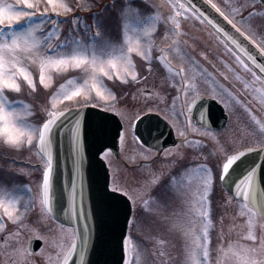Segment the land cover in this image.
<instances>
[{
	"label": "snow or ice",
	"instance_id": "snow-or-ice-1",
	"mask_svg": "<svg viewBox=\"0 0 264 264\" xmlns=\"http://www.w3.org/2000/svg\"><path fill=\"white\" fill-rule=\"evenodd\" d=\"M206 2L217 12H221L213 0H206ZM257 2L264 5V0H252L250 4L246 3L240 7H252L253 14H257L255 9ZM132 3L133 0H121L119 8L115 3L110 6L116 12L117 20L120 22L121 39L117 42L104 27V18L100 17L99 13H93L97 25L95 31H92L91 25L88 24H84L81 28V18L77 16L72 18L76 27L70 28L61 39L63 30L59 25L63 21L60 17L67 16L73 11V7L67 0H16L15 3L0 0V144L16 152L35 149L39 157L37 166L40 171L38 195L32 193L30 185L0 181V233L4 234L0 236V249L9 257L6 264H37V261L31 259V241L28 242V246H25L23 236L26 230L37 232L38 226H43L49 216L56 215L55 145L57 137L61 141L67 140L75 165L74 178L70 183L65 184L68 206L63 210V214L69 219L78 220L80 215H87L84 206L82 174L85 157L82 155V149L89 119L94 135L101 142L97 155L104 160H108L112 153V149L107 148L105 143L110 132L111 119L106 115L107 113H112L119 118L116 124V136L121 145L125 141V134L130 131L133 142L140 149L138 153L127 158L129 163L135 164L137 157H141L144 163L151 164L160 154L165 158L174 157L173 164L183 158V153L178 152L180 145H174L172 149L159 147L163 131L159 130L158 124L150 121L144 123L147 114L151 112L158 113L164 121L175 128L178 136L183 138L184 144L203 146L206 143L203 139H189V134L194 133L214 141L216 145L211 152L214 160L196 166L201 173L197 187L199 199L196 201L199 205L197 217L201 223L199 232L195 228L185 230L175 221L170 225L171 229L181 230L186 237L182 264H212L209 226L213 224V220L210 197L217 181L234 186L232 195L225 199L226 202L231 203L233 197L237 198L239 215L246 218L247 239L252 242L250 244L234 242L227 248L222 246L219 249L217 264H225L229 253L235 264H264V235L256 234L257 218L264 219V184L258 182V174L259 178L264 180V119L258 117L253 109L230 89L217 84L220 91L213 88L210 94L226 110H229L230 104L233 103L243 107L249 116L252 134L258 137L252 142L254 146L237 141H232L231 146L227 148L221 144L219 135L212 130L211 123L205 118L203 105L200 104L202 100L200 83L196 76H186L183 68L171 65L166 55L172 50L171 47L161 48L160 55L153 57L152 36L157 28L146 23L153 17L142 15V10L139 7L133 9ZM141 3L147 4L148 0H141ZM84 6L90 7V5ZM150 6L153 9L160 7L155 4ZM167 6L170 9L169 15L160 18L165 23L171 22V33L175 37L172 43L177 52H180L181 36L187 35L182 30V20L190 18L194 21L207 22L257 68L259 74L252 72L253 80L264 84V63L257 64L256 57L234 35H230L219 23L210 20L192 0H167ZM75 7L80 8L81 5L76 4ZM51 13H55V17L50 15ZM129 13L133 15L129 16ZM221 14L223 15V12ZM259 14L264 15V10ZM229 22L234 23L231 20ZM132 24L137 26L135 37L129 34ZM237 31L242 32V35L251 41L261 54H264V47L257 42L253 34L239 27ZM165 38H168L167 32ZM200 55L207 59L206 53L202 52ZM135 56L141 58L143 65L141 70H138ZM190 59L193 63H197L194 57ZM154 61L162 62L173 74V78L167 85L171 92L164 89L138 88L136 92L130 94L131 106L126 104L118 107L117 96L113 88H109L105 81L118 80L123 85H138L146 82L148 76L143 75L142 71L150 74ZM237 62L243 69L252 71L245 59L238 56ZM74 71L79 75H69L54 90L47 91L52 89L57 75L63 76ZM202 73H207V69H202ZM207 75L210 77L211 73ZM245 87H249L247 82ZM259 93L258 103L261 109H264V87L259 89ZM25 94L44 103L39 106L28 103L22 98ZM224 96H227V99ZM64 101H74L75 107L65 105L60 108L58 105ZM151 101L155 103H150ZM161 104L165 108L162 109ZM89 106L103 111L86 118L85 109ZM197 106L201 108L200 122L203 127L193 124L191 118ZM140 124H144V130L138 135ZM154 128L158 130L156 135H153ZM142 137L146 138L142 139ZM218 153L222 154V158H215ZM252 153H259L262 162L256 163L253 160L246 167H241L245 158ZM148 171L152 175L150 183L159 184L160 177L151 169ZM172 179L169 177L170 182ZM77 181H79V187ZM21 192L28 194V199L23 205V212L21 211L23 196L18 194ZM115 194H122L133 205H137L136 190L118 183L113 176L110 183L105 182L103 185L102 196L112 198ZM139 199V207L151 211L147 208L148 201L142 197ZM166 206L165 202L162 207ZM33 209H37L36 219L28 222ZM4 217L11 222V229L4 221ZM159 218L169 219L163 214ZM133 219L139 223L137 217L134 216ZM88 227L85 224V228ZM48 231L52 232L51 229ZM89 238L82 236L75 223L70 227L60 225L59 231L52 232L50 236V247L55 250V259L49 253L46 264H75L73 258L77 255L81 264H84ZM131 239L130 224L127 238H122V249L126 256L129 254ZM159 243L163 246L166 241L160 240ZM133 251L137 249L134 247ZM122 259L123 264H134L131 258Z\"/></svg>",
	"mask_w": 264,
	"mask_h": 264
},
{
	"label": "rangeland",
	"instance_id": "rangeland-1",
	"mask_svg": "<svg viewBox=\"0 0 264 264\" xmlns=\"http://www.w3.org/2000/svg\"><path fill=\"white\" fill-rule=\"evenodd\" d=\"M6 2L15 3L16 0H6ZM67 2L73 7V11L68 13L67 16L60 17V20L63 21L59 25L63 30L61 39H63V35L67 34L70 28L76 27L72 18L77 16L81 18V28L84 24H88L91 25L92 31H95L97 25L93 13H99L100 17L104 18V27L107 29L108 33L113 39L119 42L121 39L120 22L117 20L116 12L113 11L110 6L115 3L116 7L119 8L121 0H67ZM251 2L252 0H239L238 3L230 0H213V3L219 6L221 11L231 21H234L241 30L253 34L257 42L261 43V46L264 47V15L259 14L264 10V6L258 2L255 4L257 14H253L252 7H240L241 5L246 3L250 4ZM76 4H80L81 7L76 8ZM152 4L160 5V7L158 9H153L150 6ZM84 5H90V7H85ZM137 7L142 10V15L153 17L151 20L146 21V23L157 28V31L152 36L153 57L160 55L161 48L171 47L172 50L166 53L171 65L173 67L183 68L186 76H196L200 83L202 96L215 99L214 96L210 94L212 89L215 88L216 91H220L217 84L224 85L252 108L258 117L264 119V109H261L258 103L260 95L259 89L264 87V85L259 81H254L252 73L243 69L237 62V57L233 54V57H231L233 61L226 57L221 58L219 56L222 49L225 51L226 49L223 43L217 39L202 21H194L190 18L182 20V30L187 33V35L181 36L180 52H177L172 43L175 37L171 33V22L165 23L164 20L160 18L167 17L170 13L167 0H148L147 4L141 3V0H133L132 8L135 9ZM234 9L238 11L234 12ZM50 15L55 17L56 14L51 13ZM132 15V13H129V16ZM136 27L135 24L131 26L129 34L133 35V37L136 35ZM166 32L168 33L167 39L165 38ZM88 35H91V33H88ZM202 52L207 54V59L200 55ZM227 55L230 56L229 54ZM190 57H194L197 63H193ZM134 59L137 62L138 70H141L143 68L141 58L135 56ZM202 69H207V73H211V76L209 77L207 73H202ZM142 74L148 76V80L138 85H123L122 82L118 80L105 81L109 88H113L119 101L118 107H123L126 104L131 106L132 101L130 100V94L136 92L138 88L164 89L171 92V89L168 88L167 85L173 78V74L168 71V68L163 65L162 62L154 61L152 72L149 74L147 71H142ZM69 75L78 76L79 73L74 71L70 74H64L63 76L57 75L52 89L47 91L50 92L54 90L57 85L62 83L64 79H67ZM176 79H178V77H176ZM246 82L249 84L247 88L245 87ZM22 98L28 103H33L37 106L44 103V101L30 97L27 94ZM224 98L227 99V96H224ZM150 103H155V101H151ZM65 105L75 107L74 101H64L58 106L63 108ZM160 107L162 109L165 108L163 104H161ZM226 111L229 115L227 126L222 129H212L219 135L220 143L224 144L226 148L231 146L232 141L254 146L252 142L258 139V137L252 134V125L244 108L233 103L230 104V109ZM192 121L193 124L203 127L202 124L196 123L193 119ZM173 129L177 140L181 142L180 145L183 151V158L173 164L172 161L175 158L170 157L163 163L165 165L159 169L160 174L158 173L160 177L159 184L151 185L148 178L145 177V175L149 173V169L159 165V158H156L151 164L144 163L141 157H137L135 164L128 162L127 158L129 156L140 151L138 145L133 142L130 131L125 134L123 145H121L119 141L120 154L124 160L122 161L120 158L116 157L113 152L109 159L105 160L108 167L109 164H111L109 170L111 175L115 176V178H119L121 175L128 173L129 169L127 168V164L137 172L136 176L133 178L139 190L137 192L138 199L137 205H134L133 216L130 221L132 239L129 240V254L126 256V259L131 258L134 264H182L185 256L186 237L181 230L171 229L170 225L175 221L181 224L185 230L195 228V230L199 232L201 228V223L197 217L199 205L196 203L199 199L197 187L200 183L201 173L196 166L214 160L211 152L216 145L214 141L197 136L194 133L189 134V139H203L206 143L203 146L184 144L182 142L183 138L178 136L175 128ZM0 148H4L0 149V181L30 185L32 193L38 195L39 179L31 180V169L24 168L20 161V159L23 158H31L37 163L39 157L36 155L35 149L32 151L24 149L16 152L8 149L2 144H0ZM215 158H222V154L218 153ZM35 168H37L36 172H39L37 165ZM169 177L173 178L171 182ZM18 194L23 196L21 200V211L23 212V205L28 199V194L27 192ZM231 195L232 194L227 192L219 181L216 182L215 189L210 197L212 200L213 220V224L209 226L211 235L210 259L212 264H217L220 255L219 249L222 246L227 248L228 245L234 242H239L240 244L252 243L247 239L246 218L239 215V203L237 198L233 197L231 203L226 202L225 198ZM140 197L148 201L147 208L151 211H146L139 207ZM165 202L167 206L162 207ZM36 213L37 209L31 211L28 222H32L36 219ZM161 214L168 216L169 219L161 220L159 218ZM134 216L138 218L139 223H137V220L133 219ZM3 219L11 229V222L7 221L6 217ZM193 221H195V223H193ZM60 225L65 224L49 216L43 226H38L37 232H30L27 230L24 232L23 242L25 246H28V242L32 238H38L43 241L42 247L36 253H31V259L37 261V264H46V257L49 253H51L53 259H55V250L50 247V236L52 232L59 231ZM48 229H51L52 232H49ZM256 234L258 236L264 235V219H260L259 217L256 221ZM2 235L4 234L0 233V236ZM160 240H165L166 243L162 246L159 243ZM134 247L137 251H133ZM8 259L9 257L0 249V264H6ZM225 264H235L231 253L228 254Z\"/></svg>",
	"mask_w": 264,
	"mask_h": 264
},
{
	"label": "water",
	"instance_id": "water-1",
	"mask_svg": "<svg viewBox=\"0 0 264 264\" xmlns=\"http://www.w3.org/2000/svg\"><path fill=\"white\" fill-rule=\"evenodd\" d=\"M192 2L202 12L209 17L210 20H214L219 23L221 27L225 29L230 35H234L247 49L256 57L257 64L264 63V54L259 52V49L247 40L242 35V32L237 31V26L230 23L226 16L217 12L215 8H212L207 4L206 0H192ZM207 23V22H206ZM237 54H239L250 67L258 74L257 68L247 61L243 57L242 53L232 46L225 37L219 34L214 27L207 23ZM235 25V26H234ZM200 104L203 105L204 115L207 121L211 123L212 128H222L226 125L228 115L225 112L224 107L214 99L202 97ZM102 109L89 106L85 109L86 118L95 116V114L102 112ZM110 116V132L105 141L107 148H111L118 153L119 139L116 136V124L118 117L112 113H107ZM201 108L197 106L192 112V117L200 122ZM152 122L159 125V130L163 131V136L160 137V148H164L167 145L176 142L172 127L163 120V118L155 113H148L144 123ZM140 135L144 130V124L139 125ZM122 130V129H121ZM157 129H153V135L157 134ZM146 138V137H142ZM155 143V141H152ZM101 142L97 140L94 135L91 120L89 119L85 128L84 147L82 149V155L85 157L83 163V178H84V206L87 215H80L79 219H69V217L63 214V210L68 206V194L66 183H70L74 178V161L70 147L67 140L61 141L57 137L55 145L56 156V175L55 186L57 190V207L56 215L57 220L71 225L77 224L82 236L90 237L88 240L87 252L84 258V264H123L125 259V253L122 249V238L125 239L127 235V229L129 220L132 214V204L122 194H115L112 198H105L102 196L103 185L105 182L110 183V173L105 160L97 155V150L100 148ZM259 153L249 154L245 158V162L241 167H246L253 160L256 163H261ZM239 171V169H238ZM235 178V174H233ZM258 182L264 184V180L259 178ZM229 192H233L234 186L223 184ZM79 187V181H77ZM85 224L89 227L85 228ZM40 246V243L31 241L30 248L35 251ZM75 264H81L79 256L74 258Z\"/></svg>",
	"mask_w": 264,
	"mask_h": 264
},
{
	"label": "flooded vegetation",
	"instance_id": "flooded-vegetation-1",
	"mask_svg": "<svg viewBox=\"0 0 264 264\" xmlns=\"http://www.w3.org/2000/svg\"><path fill=\"white\" fill-rule=\"evenodd\" d=\"M182 150H181V147L178 149V152H181ZM156 158H159V165L157 166V167H155V168H151V170H152V172H154L157 176H158V173L160 174V171H159V169L162 167V166H164L165 164H163L164 162H166L170 157H168V158H165V157H163V155L162 154H160L158 157H156ZM162 161V162H161ZM160 166V167H159ZM145 177H147L148 178V181H151L152 180V175H151V173L149 172L147 175H145ZM135 182L136 181H133V180H131V179H125L124 180V184L126 185V186H128V187H131V188H133V189H135ZM151 185H152V183H151Z\"/></svg>",
	"mask_w": 264,
	"mask_h": 264
}]
</instances>
